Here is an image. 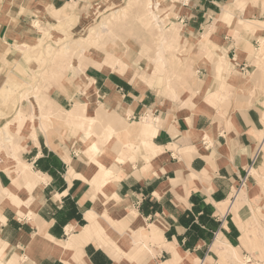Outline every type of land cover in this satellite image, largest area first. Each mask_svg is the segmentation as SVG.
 I'll list each match as a JSON object with an SVG mask.
<instances>
[{
	"label": "crops",
	"instance_id": "0c3cea01",
	"mask_svg": "<svg viewBox=\"0 0 264 264\" xmlns=\"http://www.w3.org/2000/svg\"><path fill=\"white\" fill-rule=\"evenodd\" d=\"M96 2L0 0V92L10 71L18 75V64H25V47L35 44L41 34L35 27L37 23L47 29L58 23L55 13L65 10L77 16L74 25L81 26ZM230 2L191 0L188 5L178 2L172 17L191 39L223 14V8ZM225 31L222 38L216 34L218 40L210 43L212 59L217 63L224 60L238 72L243 64L248 65L252 56L245 54L247 45H253L255 38L247 32L237 40ZM214 66L213 62L201 71L203 78L192 88L193 93L188 90L189 94L176 100L164 96L159 84L149 85L137 79L131 70L126 78L114 70L106 72L96 64L89 65L85 73L93 79V90L98 92L92 105L96 111L101 105L108 113L101 119H107L104 121L113 130V138H118L117 133L121 135L127 158L118 163L112 178L114 185L109 182L103 186L97 177L101 169L98 163L92 168L72 153V147L61 145L53 135L55 145L60 147L51 146L39 127L40 133L36 130L22 151V161L35 172L33 184L14 189L13 195L5 199L8 207L0 206V241L8 246L9 256L15 260L2 264H128L124 262V251L132 253V264H192L197 259L200 264H256L255 256L250 255L249 260L251 246L242 245L244 231L236 221V216L245 221L242 211L247 205L237 206L242 198L233 196L239 187H248L253 180V162L264 142L263 100L259 95L235 97L232 93L223 99L226 104L221 99L215 105L207 104V95L223 86ZM221 75L226 76V72ZM134 81L146 87L141 90ZM61 95L68 101L65 94ZM189 97L195 109L183 106ZM50 98L64 107L59 100ZM200 107L201 111L196 113ZM7 110L8 107H0V123L8 115ZM143 117L153 122L152 134L138 132ZM99 138L96 136V141L104 149L106 144ZM114 140L106 149L119 155L120 147H114ZM151 144L160 147V153L148 159ZM110 152H104L106 168L111 164ZM168 162L174 166L164 167ZM145 166H149L147 171L143 170ZM161 167L163 173L158 171ZM0 185L12 186L11 176L3 169ZM61 185L68 195L58 202L55 196ZM185 203L190 207H185ZM91 211L98 214L96 231L95 222L88 218ZM36 216L44 221L42 225L53 239L83 242V260L68 263L55 252L45 251L42 244L33 245V236L40 226ZM118 222L122 223L120 231L116 226L113 228ZM87 226L93 230L91 238L80 239ZM145 238L149 241H144ZM227 247L229 252L237 253L239 260L224 252ZM235 248H240V252Z\"/></svg>",
	"mask_w": 264,
	"mask_h": 264
},
{
	"label": "rangeland",
	"instance_id": "374dc122",
	"mask_svg": "<svg viewBox=\"0 0 264 264\" xmlns=\"http://www.w3.org/2000/svg\"><path fill=\"white\" fill-rule=\"evenodd\" d=\"M178 2L181 1L97 0L88 10L87 19L81 21V26L76 27L74 24L78 20L77 16L65 10L62 13H55L58 23L51 24L47 29L37 23L41 34L35 44L25 47L23 60L25 64H18L17 68L20 71L18 75L15 74L16 71L14 73L10 71L8 80L0 92V107H8L6 112L8 115L3 119L4 122L0 123V130L11 121L8 132L12 139L10 138L9 143L16 148V152L21 153L26 141L35 135L36 130L40 133L39 127L46 122L49 133L46 131L45 133L48 142L55 145L53 135L61 145L70 149L72 147V153L75 152L92 168L98 163L101 168L97 174L98 180L101 184H107V178L112 175L111 173L115 175V171L118 170V163L125 162L127 158L125 143H121V135L117 133L118 138H113V130L101 119L103 112L105 116L108 114L101 105L97 108L103 111L102 114L98 113L92 121H84L82 117L71 118L69 111L66 110L72 108L76 102L87 101L88 114L96 115L95 107L92 105L93 81L85 76L87 67L96 63L112 71L120 62H124L129 70L127 74L132 71L137 79L148 82L149 85L157 83L164 96L181 100L183 94H189V91L193 93L192 88L199 82V78H203L201 71L214 62L223 86L209 93L205 102L215 105L219 99L221 101L227 99L232 93L236 94L235 97L239 94L248 95L250 98L259 95L263 100L264 115V18H262L264 8L255 7L257 12L254 14L253 0H231L227 4L230 7L223 8V14L216 16L210 26L197 37L190 39L183 34L176 19L172 17L176 14ZM237 3L246 6L237 8ZM226 9L230 16V23L227 24L221 19ZM118 10L121 11L116 12ZM224 30L237 40L247 32L255 38L253 45H247L245 53L251 54L252 57L248 59V65L243 64L242 70L238 72L231 68L228 62L221 60L217 63L212 59L210 43L212 40H218L216 34L219 35ZM68 42H71L70 49L61 52L63 44ZM105 59L108 61L107 65L104 64ZM222 72H226V76H222ZM134 83L141 90L146 87L138 81ZM202 91L203 95L205 90ZM62 93L68 97V101L61 97ZM46 96L59 100L65 108L59 107L55 102L49 104L53 107L54 113L45 118L39 100ZM225 100L223 104H226ZM199 111L201 107L195 112ZM142 119L143 122L148 120L145 117ZM86 127H89L93 141L97 145L96 136H100L99 141L105 144L108 135H111L112 141L115 139L114 147L117 145L120 147L117 152L121 155L120 159H116L117 163L110 157L111 164L106 168L107 156L104 154L95 155L90 160L86 149L92 140L86 138L85 132L81 131ZM113 127L118 126L113 124ZM41 130L44 132L42 127ZM78 133L81 137L77 135ZM4 151V147L0 145V166L8 159ZM159 153L160 151L156 152L152 148V153L147 158L151 159ZM27 157L24 156L25 159ZM134 157L132 156V159ZM253 165L252 183L248 187H239L233 199L239 195L237 198H242V201L238 199L237 206L247 205L242 211V218L245 221L242 222L236 216V221L244 231L242 245L248 248L251 246L249 256H255L256 264H264V142ZM148 168L149 166H145L143 170L147 171ZM103 172L107 175L102 178ZM23 184H33V181ZM5 199L7 198L0 200V206L3 208L9 205ZM0 212L2 213L1 209ZM114 226L120 229L116 223L113 224V228ZM94 230L96 231V226ZM144 241L148 242L149 239L145 238ZM237 251L240 252V248ZM9 252L8 246H4L0 241V264L4 262L2 259L4 255L6 258Z\"/></svg>",
	"mask_w": 264,
	"mask_h": 264
},
{
	"label": "bare ground",
	"instance_id": "6f19581e",
	"mask_svg": "<svg viewBox=\"0 0 264 264\" xmlns=\"http://www.w3.org/2000/svg\"><path fill=\"white\" fill-rule=\"evenodd\" d=\"M119 11H121V10H118L116 12H119ZM70 43L71 42L63 44V46L60 49V51L61 52L68 51L70 49V47H71ZM96 65L99 68H101V69H103L104 71L107 72V70L104 68V66L102 64L96 63ZM114 71L119 73V74H121L122 76L128 78L127 77V72L129 70H128V67H127L126 63L120 62L119 66L116 69H114ZM85 76H86V78L88 80H93V79H91L89 77V75L87 73H85ZM97 94H98V92H97V90H95L92 98L95 99ZM53 103H54V101L49 96L42 97L39 100V105H41V107L43 109L42 110L43 111L42 115L45 118H48L49 115L54 113L53 107L51 105H49V104H53ZM88 104H89V102H87V101L86 102H76L71 109H66V110L69 111V113H70L69 116L70 117L72 116L71 118L77 119V117H82L84 121L85 120L92 121L94 116L88 114ZM95 112H96V115H98L99 110L98 111L95 110ZM103 115H104V112H103ZM113 116H115V115H112V117ZM33 117H35V116H33ZM106 117H107V115H106ZM263 117H264V115H263ZM105 119L106 118H104L103 120H105ZM121 119H120V121H121ZM152 123L153 122L150 121V120H145L143 123L140 124V127L138 128V131L140 133L145 132L144 134H146V135L147 134H152L153 131H155L153 129V124ZM10 124H11V121H9L0 130V145H2L4 147V150H5L4 152L6 153V156L8 157V159L5 158L7 160H6V163L3 164L4 166L3 165L0 166V170L1 169H5L10 174V176L12 178V186L10 188V187H4V186L0 185V200H3L4 198L12 196L14 189H20L23 186L24 182L32 181V179L34 178V174H35L34 170L31 168V166L29 164H27L26 162L22 161V152L21 153H17L16 152V148L14 146H12V144L9 143L10 142L9 141L10 138L12 139V137L9 136V132H8V128L10 127ZM45 124H46V122H44V124H42L41 127L44 130V132L46 131L47 133H49L48 130H47L48 127ZM81 131L85 132V137L86 138L92 140V145L88 146L87 149H86V154L90 157V160L95 155L102 156L100 147L93 141L92 132L89 130V127H86V129L82 128ZM77 135L79 137H81V135L79 133ZM111 143H113V141L111 139V135H108L107 136L106 145L104 146L105 148L102 150L103 154H104V152H106V153L110 152V150L106 149V147L107 146L109 147V145H111ZM50 145L55 147V145L52 144L51 142H50ZM93 145L96 146V150L95 151L93 150V147H92ZM151 146H152L153 149L156 150V152L160 149V147L155 146L154 144H151ZM119 156H121V155L120 154L119 155H117V154L114 155L113 152H110V154H109V157H111L112 160L120 159ZM111 174L112 175L110 177H108V178L106 177L107 178V183H109V182L113 183L112 178L115 177V175H114V173H111ZM106 175L107 174L103 172L102 173V178L105 177ZM102 185L105 186L106 184L103 183ZM113 185H114V183H113ZM114 197L117 198V194H114ZM97 215H98L97 212L91 211V212H89V217H88L90 222L91 221H92V223H94V222L96 223L97 222L96 225L94 224L96 227L99 224L98 220H96V219H98ZM36 220H37V222L39 221L40 226H39V232L36 235L33 236V243H32L33 245L37 244V243L42 244L43 245L42 247L44 248L45 251L55 252L56 254H58L61 257V259H63L64 261H66L68 263H72L74 261L83 260L84 253L81 250L83 242H81V244H78L74 240L65 241V242L55 240L52 237L47 235L46 229L42 225L44 221L41 218L37 217V216H36ZM116 225H119L120 228H121L122 223L118 222V223H116ZM120 230L121 229H119V231ZM92 231L93 230L91 229V226H87L86 228H84L83 237H81L80 239H83V240L90 239L91 236H92ZM45 238L46 239L48 238L49 241L46 242ZM104 238L106 240L111 241L110 237H107L106 235H104ZM218 245H219V242L217 243V246ZM228 250H229V248L227 247L224 252H229ZM233 250H237V249L235 248ZM3 251L4 250L2 249L1 252H3ZM229 253H231L235 258H237L239 260V257L237 256V253L235 251H231ZM124 254H125L124 262H126L128 264H132V253L124 251ZM2 259L4 261H6V263L9 262V261H11L12 263H15V260L12 257H10L9 255L6 258H5V255H4V257ZM197 261H198V259H197ZM199 264H200V262H199Z\"/></svg>",
	"mask_w": 264,
	"mask_h": 264
},
{
	"label": "snow or ice",
	"instance_id": "6c2138e0",
	"mask_svg": "<svg viewBox=\"0 0 264 264\" xmlns=\"http://www.w3.org/2000/svg\"><path fill=\"white\" fill-rule=\"evenodd\" d=\"M185 2H186V0H185ZM245 6H246V5H243V4H240V3H237V5H236L237 8H241V7H245ZM257 6L264 8V0H253V7H257ZM227 7H230V5L227 6ZM262 18H264V16H262ZM221 19H223V20L225 21L226 24H227V23H230V16H229V14H228L227 9L225 10V14H224V16L221 17ZM241 23H243V21H241ZM35 27H39V26L36 25ZM220 36H221V38H222V37H223V33H220ZM213 38H215V37H213ZM104 64H105V65L108 64V61H107L106 59L104 60ZM191 100H192V98L189 97L188 102H187V103H184L183 106H184V107H187V108L195 109L196 105H195L194 103H192ZM193 115H195V112L193 113ZM189 123H191V121H189ZM92 147H93V150L95 151V150H96V146L93 145ZM173 166H174V165H172L171 162H168V163H166V164L164 165V167H173ZM158 171H159L160 173H163L164 168H162V167H161V168H158ZM152 175H156V173H152ZM80 179H83V177H81ZM63 189H64V186L61 185V191H60V193H59L58 195L55 196V199H56L58 202L60 201L61 197H64V196H67V195H68V193H67L66 191H64ZM162 191H163V190H162ZM152 195H153L154 197H156L157 199L160 198V195L157 194V193H152ZM184 206H185V207H190V206H189L188 204H186V203L184 204ZM249 260H251V256H249ZM192 264H199V262H198V261H193Z\"/></svg>",
	"mask_w": 264,
	"mask_h": 264
},
{
	"label": "built area",
	"instance_id": "2783aa9c",
	"mask_svg": "<svg viewBox=\"0 0 264 264\" xmlns=\"http://www.w3.org/2000/svg\"><path fill=\"white\" fill-rule=\"evenodd\" d=\"M180 1H181V4L188 5L191 0H186V2H185V0H180Z\"/></svg>",
	"mask_w": 264,
	"mask_h": 264
}]
</instances>
